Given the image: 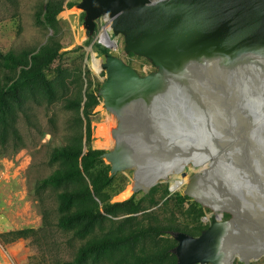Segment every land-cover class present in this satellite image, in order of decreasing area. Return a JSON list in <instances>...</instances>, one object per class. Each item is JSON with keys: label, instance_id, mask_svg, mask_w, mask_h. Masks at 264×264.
I'll use <instances>...</instances> for the list:
<instances>
[{"label": "water", "instance_id": "1", "mask_svg": "<svg viewBox=\"0 0 264 264\" xmlns=\"http://www.w3.org/2000/svg\"><path fill=\"white\" fill-rule=\"evenodd\" d=\"M76 7L88 50L102 25L122 39L123 54L106 46L95 68L101 108L114 121L111 146L99 156L110 175L130 172L132 194L143 197L174 178L211 211L199 235L165 232L176 242L175 264L236 257L251 264L264 255V0H80ZM130 55L150 69L139 71Z\"/></svg>", "mask_w": 264, "mask_h": 264}, {"label": "trees", "instance_id": "2", "mask_svg": "<svg viewBox=\"0 0 264 264\" xmlns=\"http://www.w3.org/2000/svg\"><path fill=\"white\" fill-rule=\"evenodd\" d=\"M67 6L71 7L72 3ZM63 10V0H48L38 19L42 24L55 28ZM94 48L99 50V54L107 51L96 43ZM62 49L61 43L54 38L38 50L17 52L0 49V154L25 145L17 126V116L31 101L53 103L60 99L64 101V107L74 113V128L68 142L55 146L50 154L51 162H59L62 167L36 185L42 203L41 227L9 231L3 238L7 241L31 239L34 244L49 247L58 243L57 233H60L72 244L79 242L73 253L55 256L52 264H167L165 252L169 238L165 232L187 231L177 222L174 213L168 216L164 212L168 200L161 204L154 200L153 193L157 187L150 197L142 196V201H148V205L142 201H110L111 195L107 190L116 175H110V166L99 158L104 151L92 147L90 116L101 103L97 96L100 83L97 87L90 83L85 92V102L81 93L68 96V80L73 74L62 67L55 68L52 77L48 73L54 63L68 53ZM80 49L77 47L72 51ZM84 139L86 152L83 151ZM49 190L56 194L54 208L44 203L43 194ZM151 205H158V211H148ZM160 211L165 213L163 217Z\"/></svg>", "mask_w": 264, "mask_h": 264}, {"label": "rangeland", "instance_id": "3", "mask_svg": "<svg viewBox=\"0 0 264 264\" xmlns=\"http://www.w3.org/2000/svg\"><path fill=\"white\" fill-rule=\"evenodd\" d=\"M64 10L58 17L55 28L42 24L38 15L44 11L48 0H0V49L3 51H21L23 49L38 50L42 45L54 38L63 46V54L49 70V76L55 75V68L68 69L73 75L68 80V96L81 93L83 96L90 88V83L97 87L100 83L95 72L99 50H88L89 43L85 39L83 28L84 13L76 7L80 0H63ZM71 2L72 6L67 4ZM104 26V28H103ZM107 24L99 26L96 44L101 47H117L123 54L122 39H114L106 33ZM81 47L78 51H72ZM129 62L139 71L150 69L145 59L136 56L127 57ZM74 113L64 107L63 100L53 103L46 101H31L24 110L19 111L17 126L24 138L25 145L15 151L12 148L0 154V264H52L51 260L58 255L73 253L79 242L72 244L66 237L57 233L58 243L49 247L34 244L31 239H18L7 241L3 235L9 231L24 228H39L42 225L43 213L40 197L36 192L39 180L51 175L62 167L59 162H51L50 154L55 146L65 144L69 140L74 126L72 117ZM93 127L92 147L96 150L106 151L111 144L99 146L104 142L96 136L97 126L109 121V115L101 108V103L95 107L90 116ZM100 123V124H99ZM95 131V132H94ZM97 142V143H96ZM100 147V148H99ZM106 164V162L104 161ZM162 184L157 186L153 193L154 200L160 204L168 200L164 207L166 215L175 214L177 222L185 227V231L198 235L210 223V211L200 210L194 206L192 200L184 193L185 185L175 186ZM172 188H174L172 190ZM130 189V176L117 174L107 192L111 195L112 203H123L128 200L142 201L140 193L131 194L128 198L120 196ZM44 203L54 208L56 194L49 190L43 194ZM143 204H150L142 201ZM150 207V206H149ZM148 211H158V205H151ZM163 217L165 213L159 212ZM167 235V234H166ZM165 252L167 264H175L176 258L171 252L175 242L171 236ZM75 246V247H74ZM108 264V263H101ZM234 264H244L238 257ZM251 264H264V256L252 260Z\"/></svg>", "mask_w": 264, "mask_h": 264}, {"label": "bare ground", "instance_id": "4", "mask_svg": "<svg viewBox=\"0 0 264 264\" xmlns=\"http://www.w3.org/2000/svg\"><path fill=\"white\" fill-rule=\"evenodd\" d=\"M104 28V26H103ZM107 114V113H106ZM100 124V123H99ZM114 124V121H113V118L111 116H109V121L105 124H100L97 126V129H96V136L99 137L100 139H104V142H99V146H106L105 148H107V146L109 144L112 143V139H111V135H110V129L111 127L113 126ZM95 132V131H94ZM97 143V142H96ZM100 148V147H99ZM131 194V189H127L125 192H123V194L120 196L121 199H125V198H128V196ZM126 200V199H125ZM255 252L259 253L258 251H254L253 253L251 254H256ZM262 256L264 255H261L259 258H251V262L252 260H257V259H260Z\"/></svg>", "mask_w": 264, "mask_h": 264}, {"label": "flooded vegetation", "instance_id": "5", "mask_svg": "<svg viewBox=\"0 0 264 264\" xmlns=\"http://www.w3.org/2000/svg\"><path fill=\"white\" fill-rule=\"evenodd\" d=\"M122 174V173H121ZM123 175H125V176H130V181H131V177H132V174L129 172V173H123ZM175 180L176 179H174V178H171V179H169V181L168 182H163V183H161V184H159V185H162V184H170L171 182H173V184H175ZM159 185H157V186H159ZM157 186H155V187H157ZM154 187V188H155ZM153 188V189H154ZM152 189V190H153ZM152 192V191H151ZM141 194V193H140ZM141 196H143L142 194H141ZM210 213H211V211H210ZM229 218V215L228 214H224V216H223V220H226V219H228ZM209 220H210V223H209V225L212 223V217H211V215H210V218H209ZM208 225V226H209ZM208 228V227H207ZM205 230V229H204ZM203 231V230H202ZM201 231V232H202ZM200 232V233H201Z\"/></svg>", "mask_w": 264, "mask_h": 264}]
</instances>
